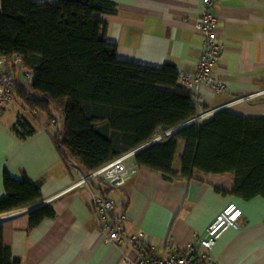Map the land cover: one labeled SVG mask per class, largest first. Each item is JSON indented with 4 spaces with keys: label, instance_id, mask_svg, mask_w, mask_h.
Instances as JSON below:
<instances>
[{
    "label": "crops",
    "instance_id": "crops-1",
    "mask_svg": "<svg viewBox=\"0 0 264 264\" xmlns=\"http://www.w3.org/2000/svg\"><path fill=\"white\" fill-rule=\"evenodd\" d=\"M112 1L119 12L106 17L107 39L116 45L119 59L156 68L173 64L180 75L196 72L203 44V36L195 29L201 0ZM214 12L217 34L226 44L215 73L227 90L218 95L203 87L199 113L229 110L243 117L264 118V0H219ZM19 76V102L0 115V200L7 196V172L16 179L41 182L42 201L0 218L4 242L22 264H121L129 248L104 245L98 218L91 210V192L101 190L72 188L86 171L73 160L66 162L55 145L52 135L58 117L51 112L57 125L49 126L48 115L31 111L22 102L30 84L23 73ZM18 106L37 125H33L36 133L27 140L12 130L18 116L9 112ZM180 157L176 155L174 161L177 174L181 172ZM101 186L109 189L106 196L116 200L115 214L125 216V234H146L159 256H166L171 245L181 252L188 245L198 246V239L206 235L217 215L236 203L244 213L242 228L226 232L213 255L222 264H264V198L244 201L229 194L233 174L196 172L190 180L168 181L139 167L124 187ZM46 204L54 205L57 217L28 232V213Z\"/></svg>",
    "mask_w": 264,
    "mask_h": 264
},
{
    "label": "trees",
    "instance_id": "trees-1",
    "mask_svg": "<svg viewBox=\"0 0 264 264\" xmlns=\"http://www.w3.org/2000/svg\"><path fill=\"white\" fill-rule=\"evenodd\" d=\"M118 12L112 0H1L0 56L32 75L29 94L21 96L27 109L48 115L49 126L57 121L52 108L63 113V128L52 135L62 158L90 175L161 138L138 152L139 167L168 181L190 180L196 172L230 173L229 194L244 201L264 198V118L223 110L206 122L197 120L193 92L181 84L175 65L156 68L118 58L116 45L107 39L106 19ZM21 93L18 89V97ZM12 130L21 140L37 131L22 116ZM41 184L5 172L0 217L40 203ZM28 216V232H33L57 212L46 204ZM0 264H22L4 242L1 222Z\"/></svg>",
    "mask_w": 264,
    "mask_h": 264
},
{
    "label": "built area",
    "instance_id": "built-area-1",
    "mask_svg": "<svg viewBox=\"0 0 264 264\" xmlns=\"http://www.w3.org/2000/svg\"><path fill=\"white\" fill-rule=\"evenodd\" d=\"M218 2L219 0H201L200 17L195 25V29L203 36L201 60L195 73L186 72L180 75L181 84L193 92V104L197 108L201 106L200 95L203 87L218 95L227 90L225 83L215 73L220 54L226 47L217 34L218 21L214 8ZM20 73L24 74L28 84L32 83V75L23 72L20 64L9 66L8 60L0 56V115L19 102ZM241 101L243 100L238 102ZM215 112L205 111L197 120H204ZM51 124L56 126L57 121L53 120ZM139 150L123 155L90 175L82 174L72 188L92 189L94 183L116 189L124 187L139 169L134 161ZM90 206L98 218L103 244L119 249L129 248V251L123 254L121 264H222L214 257L213 251L226 232L242 228L244 219L242 209L236 203H230L208 227L206 235L198 239L200 249L197 245H188L185 252H181L171 245L172 250L166 256H159L150 245L146 234H125V216L115 214V199L102 193L91 192Z\"/></svg>",
    "mask_w": 264,
    "mask_h": 264
},
{
    "label": "rangeland",
    "instance_id": "rangeland-1",
    "mask_svg": "<svg viewBox=\"0 0 264 264\" xmlns=\"http://www.w3.org/2000/svg\"><path fill=\"white\" fill-rule=\"evenodd\" d=\"M15 109H16V111H11V112H9V115H11V114H14V116L15 115H17L18 117L19 116H22V117H24L25 119H27V120H30L31 122H32V124L36 127L37 125L35 124V121H33V118L34 117H31V114L28 112V111H24V109L22 108L21 109V106H18V107H15ZM52 113H54L57 117H58V120H59V125H58V127L56 128V129H54V130H61L62 128H63V121H64V115H63V113H61V112H58V111H56V109H52V111H51ZM39 115L40 114H38V115H36V117H39ZM45 117V116H44ZM183 146H184V144L181 142L180 143V145H179V150H178V154H177V156H181V154H182V152H183ZM178 158V157H177ZM0 218H2V217H0Z\"/></svg>",
    "mask_w": 264,
    "mask_h": 264
},
{
    "label": "water",
    "instance_id": "water-1",
    "mask_svg": "<svg viewBox=\"0 0 264 264\" xmlns=\"http://www.w3.org/2000/svg\"><path fill=\"white\" fill-rule=\"evenodd\" d=\"M182 127H180V128H178V129H175L173 132H176V131H178V130H180ZM158 140H155V141H153V142H151L150 144H148L147 146H149V145H151V144H153V143H155V142H157ZM147 146H145V147H147ZM145 147H143V148H145ZM142 148V149H143ZM142 149H140V150H142ZM140 150H139V152H140ZM138 154V153H137ZM136 154V155H137ZM41 206V205H40ZM37 207H39V206H37ZM37 207H35V208H37ZM35 208H33V209H35ZM33 209H31V210H33ZM0 222H1V220H0Z\"/></svg>",
    "mask_w": 264,
    "mask_h": 264
}]
</instances>
